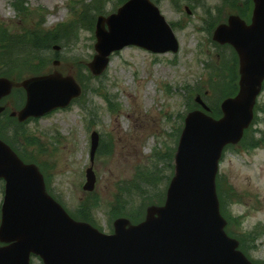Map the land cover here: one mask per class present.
Wrapping results in <instances>:
<instances>
[{
  "label": "rangeland",
  "instance_id": "rangeland-1",
  "mask_svg": "<svg viewBox=\"0 0 264 264\" xmlns=\"http://www.w3.org/2000/svg\"><path fill=\"white\" fill-rule=\"evenodd\" d=\"M90 1L0 0V21L13 25L15 30L16 25L23 24L50 32L59 24L73 21L74 12ZM198 1L158 2L181 43L178 54H153L137 46L126 47L112 55L106 73L96 78L87 67L96 54L95 32L80 29L77 41L67 47L58 44L59 50L47 52L52 57L58 51L62 58H57L60 66L50 63L46 71L58 70L75 78L79 74V79L85 81L84 94L70 108L26 122L23 132L20 134L19 130L13 136V141L19 142V150L31 155L33 158L29 159L43 169L51 193L68 211L75 214L91 210L94 223L107 234L113 232L115 218L122 216L120 210L116 212L120 203L129 215L138 216L134 222L142 220L149 205L160 204L155 195L163 193V183L149 192L146 182L138 178L136 185H141L129 194L126 184L136 180L141 171L147 177L153 171L172 174L168 158L159 156H168L176 148L178 128L200 94L198 86L208 83L210 73L218 72L215 66L220 70L226 67L224 56L229 52L212 41V28ZM21 2L30 10L31 21L24 18L21 22L20 17L24 16L19 14L20 6L15 7ZM242 2L238 0L239 5ZM205 4L220 8L221 19L236 11L229 0H206ZM119 7L115 0L110 1L104 16L117 12ZM57 59L52 58V62ZM103 95L109 96L114 110ZM12 97L7 99L10 104L14 102ZM257 105L261 110L252 129L258 131L253 132L258 145L245 149L238 144L227 149L219 173L225 186L224 208L225 217L231 221L229 230L237 238L246 235L243 240L250 246L249 257L264 264V90ZM3 118L2 122L9 123L7 117ZM93 131L101 136V148L94 164L96 188L90 194L83 187L86 169L91 165ZM11 136L12 132L8 138ZM4 188L0 182V211ZM33 262L42 264L38 258H33Z\"/></svg>",
  "mask_w": 264,
  "mask_h": 264
},
{
  "label": "water",
  "instance_id": "water-1",
  "mask_svg": "<svg viewBox=\"0 0 264 264\" xmlns=\"http://www.w3.org/2000/svg\"><path fill=\"white\" fill-rule=\"evenodd\" d=\"M250 24L233 14L218 25L213 41L230 44L239 55L240 90L221 104L223 116L214 119L208 105L185 118L175 157V174L163 206L147 208L146 218L133 224L119 217L112 234L68 214L50 193L43 173L25 163L0 140V179L5 199L0 224V264H31L39 256L45 264H254L240 250V241L225 230L217 177L227 145H238L254 120L264 87V0H253ZM96 54L88 64L101 76L113 52L137 45L155 54L178 53L180 43L172 26L152 0H129L109 17L100 16L95 32ZM58 48V46H56ZM55 67L60 61L55 62ZM15 86L26 90L25 107L12 113L20 122L66 108L81 96L73 75L52 74L26 78L19 84L0 78V101ZM5 107H0V114ZM91 158L95 162L100 136L93 132ZM84 190L93 191L96 173L87 169Z\"/></svg>",
  "mask_w": 264,
  "mask_h": 264
},
{
  "label": "trees",
  "instance_id": "trees-1",
  "mask_svg": "<svg viewBox=\"0 0 264 264\" xmlns=\"http://www.w3.org/2000/svg\"><path fill=\"white\" fill-rule=\"evenodd\" d=\"M110 1L113 0H91L89 3L83 4L81 10H77L74 12L76 18L73 21L59 24L58 27L55 28V30H52L50 32H47L45 30L43 31L40 27L28 28L23 24L22 26L20 24V26L16 25L17 30H15L13 28V25L10 26L0 21V77L7 76L10 78L16 77L18 79H22L25 75L35 76V74L45 73L46 68L50 65V63H52V58H62L60 52H56L55 56L52 57L48 55L47 52L54 50L53 47L56 44L67 47V45H70L71 43L77 41L80 37L78 33L80 29H84L88 32H94L96 29L97 18L99 17V15L106 14L107 6L110 4ZM115 1L116 6H121V4L127 2V0ZM156 1L159 2V0ZM191 1L192 0H188L190 4ZM205 1L206 0H199L198 3H201L202 7H204L207 23L212 28L210 29L213 30L220 22H222L221 18L223 12L221 13L220 8L213 9L211 8V6L207 7ZM229 2L231 3L233 9H235L237 13L240 14L243 18H250L254 8L252 0H243L242 5L238 4V0H229ZM24 5L23 2H21L15 6L16 8L20 6L18 8L20 11L19 14H22L24 16H19L20 20L22 22L23 19L26 18L24 20L27 21V19H29L31 21L33 16L30 17L31 12L28 7H25ZM32 29L34 30L32 31ZM224 48H227L226 51L229 52L227 53V57L224 56V64L226 67L224 68V70H220L219 66H215L218 72L210 73L211 76L208 80V83L202 84V86H198L199 88L197 89L201 96L208 102L213 117H220L222 115L220 103L225 98L236 95L239 88V85L237 83L239 74L236 52H234L233 49L229 46H226ZM78 75V80L82 82L85 88V81H83L82 79L80 80ZM16 94L19 96V100H17V105L19 106L23 102V95L20 90L16 91ZM103 97H105V99L109 102L110 108L114 110L109 96L103 95ZM193 107H197V105L194 104ZM180 129L178 131H180ZM19 130H21V134L23 132L22 125L16 123V125L14 126L15 132L13 133V136L16 135ZM1 131L2 133L0 134V137H8V134L10 133L9 129L4 127ZM251 132L252 129L250 128L249 131L246 132V137L244 138V142L242 143V145L246 149L256 148L257 146L256 144H254V140L248 143L247 139ZM10 138L12 139V136ZM16 144H19V142H17ZM16 150H18L21 157L27 162L31 161L30 159L33 158L31 155H27L25 152L19 150L18 146H16ZM169 154L170 153L167 154L168 156L162 154L163 156L161 155L159 157L160 159L164 158L165 160H167L168 158V161L171 162ZM169 166L173 168L171 163L169 164ZM137 178H139L138 181H140L141 179L146 182V187L147 189H149V192H151V189L155 190L159 183H163V193H156L155 197H157V200H159L158 203L162 204L164 202L167 186L171 180L170 175L166 176L164 174L156 173L155 171H153L147 177V175H145V173H142L141 171L140 174H138ZM138 181L135 183V185L129 184V191H126L127 194H129L132 189H137L141 185V183L139 185H136L138 184ZM217 186L219 197L221 200L222 213L226 215L224 208L225 186L222 181V176L218 177ZM127 194L125 195L124 192L125 196H127ZM121 205L122 204L120 203L116 212L120 210V212H122L120 215L128 216L130 219H132V221L138 219L137 215H129L127 212H125ZM71 215H73L74 218L76 217L84 221L87 220L95 225L91 210L86 211L85 213L75 212V214L71 213ZM229 226H231L230 220ZM228 232L230 235L236 236L235 232L230 231L229 228ZM249 235L251 236V234ZM244 236L246 238V235ZM244 236L239 238L242 242L241 249L242 251L249 254L248 250L250 249V246L245 240H243L245 239Z\"/></svg>",
  "mask_w": 264,
  "mask_h": 264
}]
</instances>
